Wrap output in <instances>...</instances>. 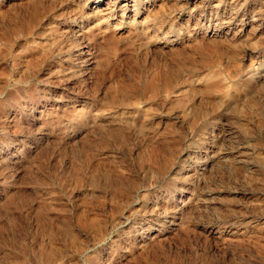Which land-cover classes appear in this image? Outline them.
<instances>
[{"label": "rangeland", "instance_id": "374dc122", "mask_svg": "<svg viewBox=\"0 0 264 264\" xmlns=\"http://www.w3.org/2000/svg\"><path fill=\"white\" fill-rule=\"evenodd\" d=\"M0 264H264V0H0Z\"/></svg>", "mask_w": 264, "mask_h": 264}, {"label": "bare ground", "instance_id": "6f19581e", "mask_svg": "<svg viewBox=\"0 0 264 264\" xmlns=\"http://www.w3.org/2000/svg\"><path fill=\"white\" fill-rule=\"evenodd\" d=\"M88 53V52H87ZM85 54V53H84Z\"/></svg>", "mask_w": 264, "mask_h": 264}]
</instances>
